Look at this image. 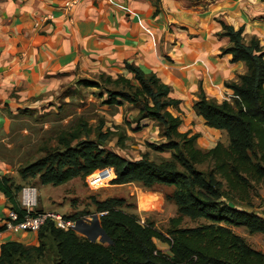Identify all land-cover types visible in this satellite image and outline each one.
Returning a JSON list of instances; mask_svg holds the SVG:
<instances>
[{"label":"trees","instance_id":"1","mask_svg":"<svg viewBox=\"0 0 264 264\" xmlns=\"http://www.w3.org/2000/svg\"><path fill=\"white\" fill-rule=\"evenodd\" d=\"M220 24L221 36L231 44L222 54L231 55L233 63H244L246 73L225 84L232 91L229 102L218 104L206 100L201 93L193 109L206 127L226 134L227 144L218 142L211 149H200L199 134L179 131L182 120L170 110L180 112L181 101L170 96L171 88L154 74L125 64L126 74L116 75L113 81L109 75L99 74L105 82L115 86L123 83L127 89L107 91L104 104L117 108L127 103L137 110L139 121L148 119L160 127L165 142L148 147L158 153L168 152V159L155 162L143 154L138 160H127L105 148L108 133L98 128L95 140H90V129L81 123L77 129L56 135L55 145L42 148V157L18 169L23 180L37 176L42 185L60 186L96 170L112 168V184L172 188L166 200L175 206L176 216L170 218L166 233L125 213L121 210L123 201L113 198L94 203L99 213L97 223L93 217L92 221L80 218L88 223L64 231L47 221L36 232V246L17 241L3 243L0 264L38 262L46 250L54 254L53 264H264V253L232 231L243 227L250 235L264 236V213L252 211L257 187L264 183V49L255 38L246 44L242 28L234 30ZM77 84L86 88L99 86L82 79ZM28 112L27 108L17 109V114ZM22 188L0 173V193L9 210L17 214L14 223L26 216L19 202ZM63 217L79 222L74 217ZM184 218L204 219L207 223L182 228ZM92 225L103 240L83 232ZM3 229L1 226L0 231ZM46 239L50 241L48 246ZM161 246H167V252Z\"/></svg>","mask_w":264,"mask_h":264},{"label":"crops","instance_id":"2","mask_svg":"<svg viewBox=\"0 0 264 264\" xmlns=\"http://www.w3.org/2000/svg\"><path fill=\"white\" fill-rule=\"evenodd\" d=\"M64 1L0 0V127L9 113L37 108L64 79L126 74L131 64L171 88L181 101L180 112L170 110L182 120L179 131L199 134L200 149L227 144L193 105L201 93L218 104L230 101L225 84L246 67L222 54L231 44L220 23L242 28L246 44L255 38L264 49V0H79L63 10ZM9 211L0 193V227ZM8 241L38 244L30 231L6 232L0 246Z\"/></svg>","mask_w":264,"mask_h":264},{"label":"rangeland","instance_id":"3","mask_svg":"<svg viewBox=\"0 0 264 264\" xmlns=\"http://www.w3.org/2000/svg\"><path fill=\"white\" fill-rule=\"evenodd\" d=\"M116 78V75L110 76L111 81ZM79 79L97 82L99 86H80L77 84ZM135 83L132 82V85ZM59 86L48 95L45 94L47 97L37 108L29 109L26 114L11 113L12 117L9 116L6 125L0 127V171L24 187L36 189L35 210L53 211L79 221L80 218L92 221V217L99 214L95 202L116 198L123 201L121 210L125 213L134 214L142 223H151L157 231L166 233L170 218L176 216L175 206L166 200L172 193V188L155 186L145 189L139 183L115 185L112 184L115 178L112 168L96 170L90 177H77L60 186H42L37 176L24 180L19 176L20 167L42 157L44 146L55 145L56 135L77 129L81 123H85L90 129V140H95L94 132L98 128L102 133H108L105 148L127 160H138L143 154H147L155 162L170 157L168 152L158 153L148 147L150 144L165 142L161 128L153 121H139L137 110L127 103H122L117 108L104 104L108 99L107 91H127L123 83L115 86L95 74L72 80L64 79ZM89 178L93 185L99 186L91 187ZM256 195L252 201V211L264 213V183L257 187ZM206 223L204 219L184 218L181 227L195 228ZM232 231L243 237L252 248L264 253L262 234L250 235L243 227L232 228ZM83 232L90 238H102L93 225ZM45 243L48 246L49 239ZM163 249L162 251L167 252L168 247L163 246ZM53 261L54 254L46 250L40 261H24L23 264H53Z\"/></svg>","mask_w":264,"mask_h":264},{"label":"built area","instance_id":"4","mask_svg":"<svg viewBox=\"0 0 264 264\" xmlns=\"http://www.w3.org/2000/svg\"><path fill=\"white\" fill-rule=\"evenodd\" d=\"M79 0H66L63 2V10H69L77 4ZM47 19L45 18L44 21ZM41 21H37L34 27H39ZM94 174V172L92 173ZM90 174L88 177H90ZM90 180V178H89ZM91 182V180H90ZM91 187H97L99 185H93L90 183ZM20 206L26 212L24 220L18 223H14L17 220V214L13 211H9L7 214V219L3 224L4 229L0 231V237L6 233L10 232L12 234H18L19 231H30L36 233L47 221L54 223L55 227L64 231L69 229H76L79 225L78 222L73 220H67L62 215L55 213L53 211H35V206L37 204L36 189L33 187H23L19 194ZM35 211L33 215L30 212ZM87 221H90L87 219ZM85 222V221H84ZM88 223V222H85Z\"/></svg>","mask_w":264,"mask_h":264},{"label":"water","instance_id":"5","mask_svg":"<svg viewBox=\"0 0 264 264\" xmlns=\"http://www.w3.org/2000/svg\"><path fill=\"white\" fill-rule=\"evenodd\" d=\"M93 219H94L95 223H97V221H98V220H97V215H94V216H93ZM79 222H80L82 225H86V223H85L84 221H82V220H80ZM96 226H97V224H96ZM102 237H103V236H102ZM94 239H95V238H94ZM101 240H103V238H101Z\"/></svg>","mask_w":264,"mask_h":264}]
</instances>
